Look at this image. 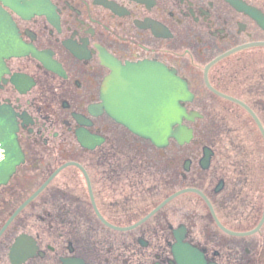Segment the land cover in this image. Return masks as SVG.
Instances as JSON below:
<instances>
[{"label": "flooded vegetation", "instance_id": "1", "mask_svg": "<svg viewBox=\"0 0 264 264\" xmlns=\"http://www.w3.org/2000/svg\"><path fill=\"white\" fill-rule=\"evenodd\" d=\"M241 1L264 20V0ZM7 4L0 1L22 41L59 70L32 56L8 62L12 74L29 75L35 87L22 97L11 85L0 87V102L19 115L25 156L0 189V229L52 173L69 163L80 168L63 170L18 216L0 238V264H9L7 251L21 234L36 243L27 264H182L178 255L186 248L205 264H264V145L258 160L245 146L242 166L232 161L223 170L212 162L207 172L194 162L201 158L196 151L186 174L184 148L159 151L138 139L109 116L101 95L111 76L106 55L122 64H158L188 82L200 105L192 110L227 105V121L252 128L237 103L206 97L208 70L212 87L251 107L264 127V23L227 0ZM192 84L203 86L202 97ZM80 132L96 138L93 148L78 145ZM220 184L226 198L215 193ZM188 188L203 193L227 231L248 236L225 234L196 195L162 206Z\"/></svg>", "mask_w": 264, "mask_h": 264}, {"label": "water", "instance_id": "2", "mask_svg": "<svg viewBox=\"0 0 264 264\" xmlns=\"http://www.w3.org/2000/svg\"><path fill=\"white\" fill-rule=\"evenodd\" d=\"M116 65V64H114ZM134 69V68H132ZM135 71V72H134ZM138 72L136 70H133V75H136ZM149 83V84H147ZM150 80L146 82L145 88L148 90V92H152L154 90ZM175 85L174 80H171V85ZM179 85V84H178ZM136 84L130 83L128 85V88L133 92L136 90ZM180 90H178L181 95L184 94L185 90L184 87L179 85L178 86ZM175 88H171V93L174 92ZM171 101H176L173 98V95L170 99ZM172 125L171 123H169ZM168 124V125H169ZM167 123L166 121H155L150 125V129L154 130L155 132L159 129L166 128ZM16 125L13 115L4 108L0 109V184L5 183L9 176L14 172L16 166L18 165V154L15 153V148H17V142H16ZM151 140L154 142H160L158 140V137H152ZM159 145V144H158Z\"/></svg>", "mask_w": 264, "mask_h": 264}, {"label": "rangeland", "instance_id": "3", "mask_svg": "<svg viewBox=\"0 0 264 264\" xmlns=\"http://www.w3.org/2000/svg\"><path fill=\"white\" fill-rule=\"evenodd\" d=\"M241 122L235 123L234 127L232 128V138H234L238 142H234L233 146H251L252 147V152L258 160L259 156L263 152V149L260 148L262 145L259 142V134L256 131L255 128H248L247 131H245L244 124H240ZM233 124V123H232ZM204 127L206 128L205 130V137L211 142V144L216 145V142L218 140H221L224 138L222 134L224 132H228L227 128H222L216 126L214 121H210L209 123H204ZM201 131H199L200 133ZM200 138L199 140H202V134L198 137ZM227 144V142H226Z\"/></svg>", "mask_w": 264, "mask_h": 264}, {"label": "bare ground", "instance_id": "4", "mask_svg": "<svg viewBox=\"0 0 264 264\" xmlns=\"http://www.w3.org/2000/svg\"><path fill=\"white\" fill-rule=\"evenodd\" d=\"M158 108L166 110V109H169L170 107L169 106H164V107H158Z\"/></svg>", "mask_w": 264, "mask_h": 264}]
</instances>
